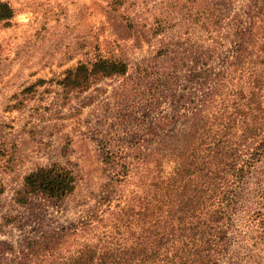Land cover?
I'll return each mask as SVG.
<instances>
[{
    "label": "rangeland",
    "instance_id": "374dc122",
    "mask_svg": "<svg viewBox=\"0 0 264 264\" xmlns=\"http://www.w3.org/2000/svg\"><path fill=\"white\" fill-rule=\"evenodd\" d=\"M244 1L0 0L11 12L0 19V244L13 250L2 261L27 262L25 243L80 232L94 212L139 194L134 179L113 178L119 163L158 148V119L187 104L194 87L198 26L210 11L227 21ZM97 55L122 59L124 74L83 90L59 83ZM53 162L71 171L73 190L54 204L21 199L22 176ZM231 188L227 247L216 264H264V153Z\"/></svg>",
    "mask_w": 264,
    "mask_h": 264
},
{
    "label": "trees",
    "instance_id": "16d2710c",
    "mask_svg": "<svg viewBox=\"0 0 264 264\" xmlns=\"http://www.w3.org/2000/svg\"><path fill=\"white\" fill-rule=\"evenodd\" d=\"M10 16L0 3V19ZM198 27L204 36L190 54L188 103L173 104L171 115L158 119V148L131 151L113 176L134 179L139 194L106 214L94 212L80 232L65 229L52 241L25 243L27 262L2 261L13 250L0 244V264H216L227 247L231 186L264 153V0H245L225 22L210 11ZM125 67L122 59L97 55L66 70L59 83L83 90ZM73 181L61 164L37 166L22 176L21 199L54 204Z\"/></svg>",
    "mask_w": 264,
    "mask_h": 264
}]
</instances>
